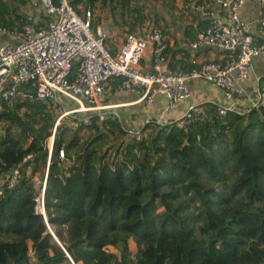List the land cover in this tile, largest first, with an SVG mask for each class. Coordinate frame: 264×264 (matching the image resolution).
<instances>
[{"label": "trees", "instance_id": "1", "mask_svg": "<svg viewBox=\"0 0 264 264\" xmlns=\"http://www.w3.org/2000/svg\"><path fill=\"white\" fill-rule=\"evenodd\" d=\"M26 2L0 0V26L28 25L19 11ZM136 2L69 0L77 12L92 10V28L95 7L137 19ZM36 16L34 30L46 20ZM176 65L170 57L168 67ZM31 105L0 112V172L32 156L0 197V264H264V107L220 114L202 102L188 121L149 119L138 139L110 114H92L67 135L57 126L43 217L31 179L42 178L53 119Z\"/></svg>", "mask_w": 264, "mask_h": 264}, {"label": "built area", "instance_id": "2", "mask_svg": "<svg viewBox=\"0 0 264 264\" xmlns=\"http://www.w3.org/2000/svg\"><path fill=\"white\" fill-rule=\"evenodd\" d=\"M25 1H37L46 20L38 30L33 29L35 20L31 17H27L29 24L20 31L0 26V37H7L3 41L0 39V112L13 109L17 102H40L46 107V102L51 105L66 99L75 106L60 113L51 129L41 184L31 179L37 192L34 212L43 217L44 186L55 127L68 113L87 112L85 123H89L92 114L99 120L114 115L113 105L106 103L105 82L110 77H119L120 88L137 93L136 101L145 107L150 106L154 96L160 93L168 99L167 109H172L189 96L187 80H202L221 90L227 104L218 106L220 114L227 109L243 111L264 107V74L252 81L249 75L252 59H264V14H259L256 36L239 16L240 8L250 0L194 2L192 10L205 24H189L194 36L187 42L192 52L187 68H165L155 73L142 72L138 63L148 45L158 61L166 60L159 26L152 25L145 38L134 32L127 34L112 54L105 45L108 27L102 23L91 27L90 8L77 12L69 0ZM256 1L264 4V0ZM207 50L219 52L221 59L206 58ZM243 104L238 108L237 105ZM23 111L18 109V116ZM198 111L197 105L191 104L182 118L188 121ZM127 133L138 139L140 128ZM31 157L26 154L21 162L0 172V197L5 189L18 183L21 164ZM57 157L64 158L62 148L57 151Z\"/></svg>", "mask_w": 264, "mask_h": 264}, {"label": "crops", "instance_id": "3", "mask_svg": "<svg viewBox=\"0 0 264 264\" xmlns=\"http://www.w3.org/2000/svg\"><path fill=\"white\" fill-rule=\"evenodd\" d=\"M149 1L150 4H155L157 8L152 6L153 9L151 7L148 11L145 7H141L137 19L130 15L120 16L115 12L110 13L108 8H100L103 17L99 23L106 25L109 32L105 41L106 48L114 54L127 34L134 32L140 38H145L151 26L157 25L161 28L163 41L167 47L166 60L158 61L151 51V46L148 45L139 60L138 67L145 73L160 72L169 68L168 60L171 57L174 62H177L176 68H178L184 62L181 59L184 53L188 54L187 59L192 55L187 42L193 38L194 33L189 32L187 27H190V23L200 24L199 26L205 24V21L192 10V5L196 0ZM146 3L148 2L143 3L142 0L136 2L137 6ZM25 7L42 11L37 1H27ZM261 12L264 14V5L259 4L256 0L248 1L239 10L241 20L248 24L250 32L255 36L258 33L257 20ZM24 15L30 18L27 12ZM0 39L3 41L7 37L1 36ZM205 57L212 60L221 59L220 53L215 50H207ZM261 74H264V59H252L249 66L250 80L252 81ZM119 81V77H110L106 80L105 85L108 92L106 103L113 105L112 112L126 131L138 130L149 119H154L157 123L179 120L191 104L198 105L202 102H211L218 106H226L227 104L220 89L202 80H187L186 86L189 90V96L177 102L172 109H167L168 99L160 93L154 96L150 106L145 107L142 102L136 101L137 93L121 89ZM237 106L239 108V105ZM243 106L244 104L240 105V107Z\"/></svg>", "mask_w": 264, "mask_h": 264}, {"label": "rangeland", "instance_id": "4", "mask_svg": "<svg viewBox=\"0 0 264 264\" xmlns=\"http://www.w3.org/2000/svg\"><path fill=\"white\" fill-rule=\"evenodd\" d=\"M142 2L143 3H145V2L149 3V4L146 3V4L139 5V7H145L146 9H148V11L151 9L152 6L155 9L157 8L155 4H150L149 0H142ZM153 7H152V9H153ZM19 11L21 13H23V14L25 12H27V14L31 18H33L35 21L37 19L36 14L37 15L38 14H42L43 15V12L41 10H35V9L31 8V7L26 8L25 5H19ZM93 13H94V18H98V21H99V18L101 19L103 17L102 13H101V9L98 8V7H95V9L93 10ZM73 107H75L74 103L72 101H69V100H66V99H61V101L59 103H55V104H51V105H48V103L46 102L45 112H48L51 115L52 119H53V123H52L51 129H52V127H53V125H54V123L56 121L57 116L60 113H62L63 111H66V110H68L70 108H73ZM239 108H242V107H240V105H239ZM87 115H88V113L85 112V111H80V112H75V113H68L67 115H64L63 117H61L59 119L58 124L56 125V127L58 126V128H65V130H67L66 131V135H67L69 130H74V129L76 130V128H78L79 122L85 123L84 120H85ZM20 116H22V114ZM85 124H87V123H85ZM56 127H55V130H56ZM78 135L80 136V138L82 140H84L86 138V136L88 135V131L85 130L84 128H81L78 131ZM48 144H49V137L46 139V145L48 146ZM27 169L28 168H26V170ZM41 179L39 180L37 177H32V181L35 182V181L38 180V181H40L39 184H41ZM128 247H129V250H130L131 254L134 255V253L136 251V247H135V244L131 240L129 241ZM108 250L116 251L115 248H113L111 246H108Z\"/></svg>", "mask_w": 264, "mask_h": 264}, {"label": "water", "instance_id": "5", "mask_svg": "<svg viewBox=\"0 0 264 264\" xmlns=\"http://www.w3.org/2000/svg\"><path fill=\"white\" fill-rule=\"evenodd\" d=\"M31 107L33 109V115H36L37 113L42 112L45 109L44 105L40 102L33 103ZM53 238L55 241H57L55 237ZM71 264H73L72 261H71Z\"/></svg>", "mask_w": 264, "mask_h": 264}, {"label": "clouds", "instance_id": "6", "mask_svg": "<svg viewBox=\"0 0 264 264\" xmlns=\"http://www.w3.org/2000/svg\"><path fill=\"white\" fill-rule=\"evenodd\" d=\"M33 104V103H32ZM45 110V109H44Z\"/></svg>", "mask_w": 264, "mask_h": 264}]
</instances>
